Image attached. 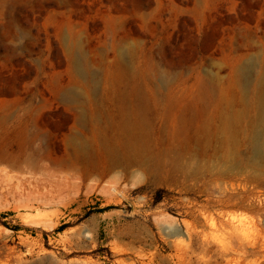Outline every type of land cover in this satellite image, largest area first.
Wrapping results in <instances>:
<instances>
[{
  "label": "rangeland",
  "instance_id": "obj_1",
  "mask_svg": "<svg viewBox=\"0 0 264 264\" xmlns=\"http://www.w3.org/2000/svg\"><path fill=\"white\" fill-rule=\"evenodd\" d=\"M263 73L264 0H0V264L253 263L217 202Z\"/></svg>",
  "mask_w": 264,
  "mask_h": 264
},
{
  "label": "bare ground",
  "instance_id": "obj_2",
  "mask_svg": "<svg viewBox=\"0 0 264 264\" xmlns=\"http://www.w3.org/2000/svg\"><path fill=\"white\" fill-rule=\"evenodd\" d=\"M259 78L257 83L258 90L253 101L255 118L250 122V126L247 129H237L235 127L243 118L241 114H234L223 119V130L229 129L226 131H230L228 132L227 140L235 146H233L232 158H227L233 181L223 182L222 196L217 202L221 207L218 216L220 224L229 226L233 232L240 230L241 224L237 220V215L231 211L232 209L260 211L264 208L263 201L259 202L257 209L252 203L253 199H259L262 196L260 191L255 192L254 190L258 187H264V73ZM226 131L223 133H226ZM239 136L240 143L244 147L246 146L248 151V157L245 160L240 159L239 155H237L238 149L236 147L239 144L237 139ZM186 236L190 240V234ZM240 238L242 241L238 246L244 249L246 255H258L261 253L251 264H264V245L261 251H257L254 247L245 246L246 237L244 234H241Z\"/></svg>",
  "mask_w": 264,
  "mask_h": 264
}]
</instances>
